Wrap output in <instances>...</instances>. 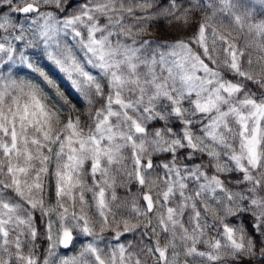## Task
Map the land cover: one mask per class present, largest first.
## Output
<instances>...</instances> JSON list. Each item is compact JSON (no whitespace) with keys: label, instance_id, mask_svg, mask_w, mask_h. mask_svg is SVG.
I'll return each instance as SVG.
<instances>
[{"label":"snow or ice","instance_id":"1","mask_svg":"<svg viewBox=\"0 0 264 264\" xmlns=\"http://www.w3.org/2000/svg\"><path fill=\"white\" fill-rule=\"evenodd\" d=\"M0 264H264V0H0Z\"/></svg>","mask_w":264,"mask_h":264},{"label":"trees","instance_id":"2","mask_svg":"<svg viewBox=\"0 0 264 264\" xmlns=\"http://www.w3.org/2000/svg\"><path fill=\"white\" fill-rule=\"evenodd\" d=\"M39 223V222H38ZM131 238V237H130Z\"/></svg>","mask_w":264,"mask_h":264}]
</instances>
